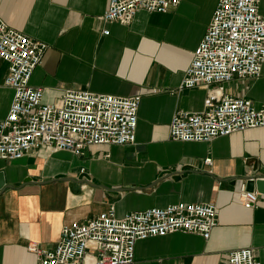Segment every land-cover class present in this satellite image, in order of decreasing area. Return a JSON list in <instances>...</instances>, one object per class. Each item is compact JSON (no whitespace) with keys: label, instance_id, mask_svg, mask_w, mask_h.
<instances>
[{"label":"crops","instance_id":"obj_1","mask_svg":"<svg viewBox=\"0 0 264 264\" xmlns=\"http://www.w3.org/2000/svg\"><path fill=\"white\" fill-rule=\"evenodd\" d=\"M217 2L181 0L163 13L139 9L121 24L101 18L108 0H0L8 26L47 44L30 78L42 87V102H56L67 88L140 96L133 143L90 145L82 155L40 146L18 159L0 158L6 184L0 190V264H37L29 242L51 248L63 225L110 206L122 216L176 202L215 204L217 225L209 238L175 231L138 240L132 264H223L229 250L241 247H251L264 264V194L254 207L238 195L241 176L264 175V127L207 142L168 135L174 113L203 109L205 87L178 85ZM258 10L264 15V0ZM6 73L0 58V118L13 96ZM222 87L264 107V62L259 76L233 78Z\"/></svg>","mask_w":264,"mask_h":264},{"label":"built area","instance_id":"obj_2","mask_svg":"<svg viewBox=\"0 0 264 264\" xmlns=\"http://www.w3.org/2000/svg\"><path fill=\"white\" fill-rule=\"evenodd\" d=\"M181 0H108L101 18L129 24L139 9L166 12ZM260 0H218L205 33L193 50L178 90L207 89L203 109L180 110L168 125L172 140L207 142L247 128L264 127V107L222 92L233 78H255L264 62V15ZM108 34V29L102 31ZM45 42L13 29L0 17V58L7 63L4 85L13 89L9 110L0 118V158L18 159L44 146L51 152L82 155L90 145L135 141L140 96L64 89L53 103L42 102L43 89L30 84L41 63ZM216 84V87H210ZM211 162L210 157L204 159ZM243 205L254 207L258 191L238 190ZM217 225L211 202H176L117 216L113 206L87 220L63 225L51 248L29 242L37 264H132L135 244L175 231L208 239ZM223 264H259L251 247L231 249Z\"/></svg>","mask_w":264,"mask_h":264},{"label":"water","instance_id":"obj_3","mask_svg":"<svg viewBox=\"0 0 264 264\" xmlns=\"http://www.w3.org/2000/svg\"><path fill=\"white\" fill-rule=\"evenodd\" d=\"M62 177V174L56 175L55 178ZM241 179L245 181L246 189H256L258 192L264 194V175L253 176H241ZM6 188L2 172H0V190Z\"/></svg>","mask_w":264,"mask_h":264}]
</instances>
